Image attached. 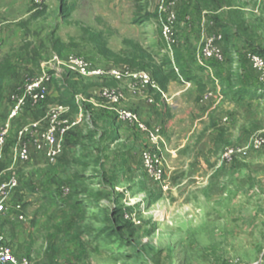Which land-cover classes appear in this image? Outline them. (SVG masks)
Here are the masks:
<instances>
[{
  "label": "rangeland",
  "instance_id": "374dc122",
  "mask_svg": "<svg viewBox=\"0 0 264 264\" xmlns=\"http://www.w3.org/2000/svg\"><path fill=\"white\" fill-rule=\"evenodd\" d=\"M250 1L213 2L236 6ZM209 2L177 0L175 41L168 46L161 26L170 12L169 0H0V127L9 111V94L36 77L41 63L54 54L77 55L99 66L129 62L138 70L158 73L165 82L162 86L156 82L164 97L150 92L159 112L145 115L133 102L125 108L133 110L148 131L159 129L158 138L151 141L133 127L147 142L136 153L137 182L109 190L106 201L100 195L96 202L84 199L72 210H61L75 227L73 251L48 241L39 227L34 233L36 250L26 252L22 225L12 220L10 210L1 213L2 243L13 249V242L6 239L8 232L14 240L21 239L16 246L23 254L14 255L32 264H68L66 253L73 255L69 264H264V144L254 143L264 139V87L246 51L224 55L221 64L205 62L213 75L196 65L194 58L202 46L197 10H204ZM236 12L228 11L238 24ZM206 16L214 20L223 15ZM247 22L260 24V31L243 33L240 39L259 45L264 40V13L257 16L251 11L239 27ZM231 43L232 48L241 47ZM58 75L75 83L74 98L88 96L86 91L92 86L115 88L114 81L76 79L61 69ZM56 84L53 78V96L49 94L44 104L19 117H45L47 106L59 105ZM98 102L111 106L118 119L115 110L123 108L114 105L119 102ZM19 117L4 151L7 163L21 126ZM142 117H153V122ZM145 150L160 159L161 182L143 168L140 157ZM76 161L78 168L85 163L80 158ZM21 171L17 177L30 170ZM97 172L85 170L84 181L88 176L93 182L102 180ZM67 176L64 172L61 178ZM34 178L30 175L19 183L33 192L34 185L28 184Z\"/></svg>",
  "mask_w": 264,
  "mask_h": 264
},
{
  "label": "crops",
  "instance_id": "0c3cea01",
  "mask_svg": "<svg viewBox=\"0 0 264 264\" xmlns=\"http://www.w3.org/2000/svg\"><path fill=\"white\" fill-rule=\"evenodd\" d=\"M213 1L214 0H211V2L208 3V7L204 10H197L200 15V33L197 34L198 38H200L199 42L201 43L203 34L218 32L223 36L222 49L224 55H228V53L235 55L244 51L247 53L257 51L260 56L264 57V40L260 41L259 45H253L245 40L244 37L240 39L243 33L249 34L252 30L256 32V28L260 31V28L257 27L260 24L253 25L252 23V25H248L247 22L243 24V27H239L241 21L245 22L248 19V15L251 11H254L257 16L264 13V0H253V2L248 0L250 3H241L236 6L230 4L222 5L220 2ZM232 10L238 11L236 12L239 17L238 24L235 20L233 21V15H230ZM228 11L230 13H228ZM209 14L223 16H219V19L214 17V21L208 16L204 17V15ZM258 22L260 23V20H258ZM232 41L238 42L237 46L240 45L241 47L239 49L232 48ZM198 54L199 53H197L194 58L196 65L205 73L209 72L210 75H213L214 71H212V67L199 66ZM123 62L124 63H116L115 65L108 66H94L102 68L115 67L128 72L145 71L152 76V73L145 68L143 70H138L132 63ZM177 76L180 78V75ZM76 79L79 78L76 77ZM63 80L62 78L57 79V85L63 86ZM105 81H114L115 88L121 93V99L114 107L125 109L128 108L127 106L130 102H133L131 104L138 105L141 110H144L145 115L160 111L159 104L156 105L154 102H148V98H152L150 92L156 93V91H159V86L154 79L155 87L149 89L150 94L146 90H141L140 86L129 78ZM225 84L226 81L218 83V88ZM98 88L97 86L90 87L86 91L88 96L80 94L82 102L77 105V110L76 112H72L71 117L73 119H79L80 122L63 138L62 154L56 161L48 162L40 153L31 150V159L28 163L12 164L11 160L8 163L6 162L4 154L1 170L5 172V175L7 173H15L18 175L19 172H22V169L23 172L30 171L25 174L22 173V175L18 177L19 182L20 179L24 182L27 176L30 175L35 177L34 181L28 184L34 185L33 192L28 191V187L20 183L18 191L5 205V212L10 210L14 213L13 217H11L12 215L10 216L12 220L22 225L23 232L25 233V240L27 242L25 251H28V253H30L29 251L36 250L34 233L36 228L38 229L39 227L40 229L43 227L45 238L48 241L53 240L60 249L73 251L75 227L72 225L71 217H66L65 214H62L64 211L61 210L64 208L65 211L66 209L72 210L75 204L80 202L83 203L84 199L96 202L100 200V195L102 201H106V194L109 190H122L126 186L131 187L132 184L134 185L137 182L135 177L136 153L139 151V148L143 149L144 145H147L145 136L135 128L120 122L116 118L111 106L107 104L105 106L98 104V100H100L97 96ZM49 94L50 96L54 95L52 86ZM87 104H90V106ZM50 106H53V104L47 107L49 108ZM28 114L29 116L32 115V113ZM80 115L83 117H78ZM19 118L22 119L20 127H30L36 123H38L40 128L43 127L44 117ZM142 119L144 121L149 120L153 122V117H142ZM79 158L82 162H85L81 168H78L79 163L76 161ZM91 168L98 171L97 173L99 174L96 177H100L102 180L93 182V179H88L91 176H88L84 181L86 178L85 170ZM64 172L69 176L61 178L64 176ZM93 190H97L95 191L97 193H93ZM17 205L22 208L24 221H19L17 219L18 212L15 211ZM17 236L19 235L17 234ZM11 237L10 232H8L6 239L8 243L13 242L11 243L14 249V251L12 249L13 254L21 256L23 253H21L16 246L18 242H21V239L17 238V240H14V237H12V241V239H10ZM46 248V246H42V249L45 250ZM66 255H69L67 259L65 257L69 264L72 262L69 260L73 255L71 253H66L65 256Z\"/></svg>",
  "mask_w": 264,
  "mask_h": 264
},
{
  "label": "built area",
  "instance_id": "2783aa9c",
  "mask_svg": "<svg viewBox=\"0 0 264 264\" xmlns=\"http://www.w3.org/2000/svg\"><path fill=\"white\" fill-rule=\"evenodd\" d=\"M40 1L36 0V2ZM176 2L177 0H169L170 12L165 23L161 26V35L168 46L173 45L175 41V15L173 7ZM222 42L223 36L220 33H206L202 39V46L198 56L199 65L204 66V63L208 61L221 64L224 61ZM246 59L257 76L260 85L264 87V57L248 52ZM60 69L84 79L120 80L122 78H129L133 82H136L141 90H146L148 93L149 89L155 87L153 78L148 72H128L115 67H97L83 57L73 54L65 56L54 54L48 61L42 62L38 75L27 80L22 87L11 92L8 97L9 111L5 122L0 127V214L5 212L6 203L15 195L20 187L15 173H7L5 175V172L1 170V165L4 161V151L10 137L12 124L18 119L20 114L45 103L52 86L53 78L56 80L60 78L58 75ZM160 94L163 95L161 92ZM97 96L110 104H116L121 99V93L114 87L98 88ZM80 100L82 101L80 96L74 98L76 105H79ZM148 102L153 103L152 98L149 97ZM115 111L119 120L146 133L151 141L158 138L159 129L155 128L152 131H148V127L133 111L125 109H117ZM71 117L72 113L69 106L56 105L48 108L46 111L42 128L39 127L38 123L30 127L18 128L15 133L14 144L10 147L11 163H28L31 159V150L40 153L48 162L56 161L62 154L63 138L80 122L79 119ZM78 117L83 116L80 115ZM254 143L261 146L264 144V139L259 138ZM140 158L145 171L154 176L156 181L161 182L163 171L160 159L148 150L142 152ZM15 211L18 212L17 219L24 221L22 208L19 205L15 207ZM0 264L32 263L26 257L14 255L12 250L2 243V239H0ZM237 264L242 263L238 262Z\"/></svg>",
  "mask_w": 264,
  "mask_h": 264
},
{
  "label": "trees",
  "instance_id": "16d2710c",
  "mask_svg": "<svg viewBox=\"0 0 264 264\" xmlns=\"http://www.w3.org/2000/svg\"><path fill=\"white\" fill-rule=\"evenodd\" d=\"M72 11H73V7L71 6V8L69 9V12H72ZM152 77L155 80V82H157L159 84V86L160 85L162 86L163 83H165L164 81L159 80L158 73L152 74ZM78 78L80 79V77H78ZM63 82H64L63 86H59L57 84L55 86L56 92H57L58 98H59L58 104L64 105V106H69L71 109V113L76 112L78 106L76 105V103L74 101V87H75L74 85H75V83H73V82L69 83L67 80H63ZM7 144H8V141H7Z\"/></svg>",
  "mask_w": 264,
  "mask_h": 264
}]
</instances>
